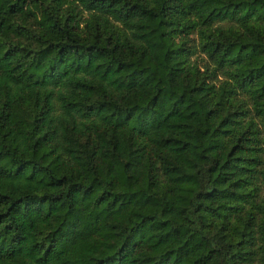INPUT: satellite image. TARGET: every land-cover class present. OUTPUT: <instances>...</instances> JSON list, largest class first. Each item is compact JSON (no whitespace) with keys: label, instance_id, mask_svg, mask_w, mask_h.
<instances>
[{"label":"trees","instance_id":"16d2710c","mask_svg":"<svg viewBox=\"0 0 264 264\" xmlns=\"http://www.w3.org/2000/svg\"><path fill=\"white\" fill-rule=\"evenodd\" d=\"M0 264H264V0H0Z\"/></svg>","mask_w":264,"mask_h":264}]
</instances>
